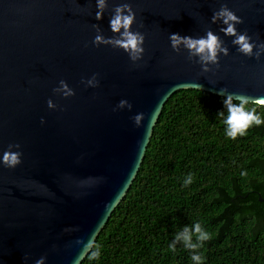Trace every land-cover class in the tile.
Segmentation results:
<instances>
[{
    "label": "water",
    "instance_id": "95a60500",
    "mask_svg": "<svg viewBox=\"0 0 264 264\" xmlns=\"http://www.w3.org/2000/svg\"><path fill=\"white\" fill-rule=\"evenodd\" d=\"M123 3L135 13L129 30L144 35L135 60L95 41L120 37L124 29L113 32L110 19ZM106 4L97 18V0H0V161L9 144L22 153L15 168L0 162V264H36L41 257L44 264H73L82 248L77 241L87 242L99 226L97 239L123 199L176 91L240 93L264 104V50L253 48L259 58L238 51L222 19H214L225 4L243 21L237 32L259 45L264 0ZM208 30L227 49L215 63L183 44L174 49L169 39ZM94 74L96 87L88 83ZM61 81L74 95H64ZM122 100L128 103L120 107Z\"/></svg>",
    "mask_w": 264,
    "mask_h": 264
},
{
    "label": "trees",
    "instance_id": "16d2710c",
    "mask_svg": "<svg viewBox=\"0 0 264 264\" xmlns=\"http://www.w3.org/2000/svg\"><path fill=\"white\" fill-rule=\"evenodd\" d=\"M224 98L180 89L166 100L134 180L96 239L100 257L81 264H196L182 238L169 248L185 226L196 243V222L211 234L197 249L202 264H264V124L229 138ZM247 107L264 120V104Z\"/></svg>",
    "mask_w": 264,
    "mask_h": 264
},
{
    "label": "clouds",
    "instance_id": "9594fccd",
    "mask_svg": "<svg viewBox=\"0 0 264 264\" xmlns=\"http://www.w3.org/2000/svg\"><path fill=\"white\" fill-rule=\"evenodd\" d=\"M106 7V0H97V18L102 16L103 10ZM126 9L129 10L127 14H125ZM130 9L131 6L128 3H123L117 6L115 8V14L110 19V27L113 32H119L121 28L124 29L119 38L105 40L101 35H97L95 37V41L111 43L114 46L127 51L131 59L135 60L138 59L140 54L144 51L142 47L144 35L140 32H133L129 30L135 20V13L131 12ZM216 18H221L223 24L227 26L222 29V31L226 35L235 37L233 44L238 45V51L247 56L255 55L256 58H259V52L254 54L253 48L258 47L259 49L264 50V43L256 45L252 42L251 37L246 31L242 33L237 32L236 25L243 22L240 17L235 15V13L225 4H222L219 11L214 13V19ZM169 39L174 49L178 50V46L183 44L190 50V55H199L200 60L205 63H215L217 61L218 53L223 52L224 54H227V49L223 46V40H221V38L214 34L211 30H208L205 36H201L199 38L180 36L178 33H173L170 35ZM95 77L96 76L94 74L93 80L88 81V83L92 84L93 87L98 85V81H96ZM61 85L65 89V96L74 95L73 90L68 89L67 85L63 81H61ZM54 91H59V89H55ZM225 91L226 89H221L220 94H223ZM256 101L257 99L240 93H230L225 96L223 104L226 108L227 115L224 119V124L226 125V135L229 138L235 140L237 136H244L251 126L264 124V120H262L260 115L257 114L256 109L254 107L251 109L247 107L249 104H255ZM127 103V101L122 100L119 106L123 107ZM47 104L50 108L54 107L51 100H48ZM128 107L131 108V104H128ZM218 116L224 117L225 112L218 113ZM133 119L135 120L137 126H139L140 121L143 119V114H137ZM41 122L43 123V120ZM13 148L19 149L20 145L9 144L8 150L3 152L2 161H0L7 168H15L21 163L22 153L20 151H12L11 149ZM241 175L245 176L247 175V172H241ZM192 179V174H189L187 179L184 181V184H191ZM98 231L99 226L93 230L87 242H84L83 240L77 241V243L82 245V248L77 257L74 259L73 264H80V261L86 256L89 260H95L100 257V249L96 243ZM193 233L196 235V243L191 242L192 234L189 233L188 227L185 226L183 232L175 236L173 243L169 245V248L175 252V242L182 238L185 242V248L190 249L193 252L191 259L195 261L196 264H202L204 257L197 251V249L202 248L203 243L211 239V234L202 230L200 222L194 223ZM44 260L45 257H41L36 261V264H44Z\"/></svg>",
    "mask_w": 264,
    "mask_h": 264
}]
</instances>
